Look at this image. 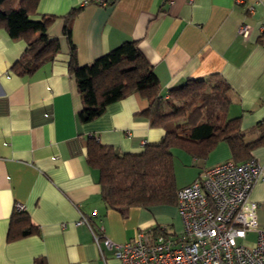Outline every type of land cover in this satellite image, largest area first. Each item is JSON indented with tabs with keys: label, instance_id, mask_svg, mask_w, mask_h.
<instances>
[{
	"label": "crops",
	"instance_id": "crops-1",
	"mask_svg": "<svg viewBox=\"0 0 264 264\" xmlns=\"http://www.w3.org/2000/svg\"><path fill=\"white\" fill-rule=\"evenodd\" d=\"M72 10L68 24L79 65L135 40L162 96L186 79L218 76L231 88L228 116L239 117L249 139L264 130L258 125L264 121V0H38L31 16H53L47 27L49 37L59 41L53 59L29 75L15 74L11 66L26 41L0 27V264H121L114 249L105 247L106 237L122 243L159 225L181 230L175 206L131 207L123 215L102 200L99 171L86 160V137L95 134L103 144L134 153L145 142L158 141L163 130L139 114L147 101L137 92L109 104L88 123L79 120L81 97L68 71L70 50L63 33ZM241 24L248 25L246 36L238 32ZM252 157L263 170L249 199L260 204L257 221L264 228V145ZM227 159L224 141L204 159L181 154L180 165L191 173H177L174 162L177 186ZM191 161L199 166L190 168ZM18 203L37 232L9 240V220ZM82 215L88 224H76ZM254 239L250 230L244 240Z\"/></svg>",
	"mask_w": 264,
	"mask_h": 264
},
{
	"label": "trees",
	"instance_id": "trees-1",
	"mask_svg": "<svg viewBox=\"0 0 264 264\" xmlns=\"http://www.w3.org/2000/svg\"><path fill=\"white\" fill-rule=\"evenodd\" d=\"M37 3L38 0H0V27L11 38L26 41L24 51L11 66L17 75L33 73L59 51L58 39L47 34L53 16H31ZM76 10L65 16L63 33L70 50L68 71L74 76L81 97L79 120L88 123L102 115L109 104L137 92L147 101V107L139 114L151 126L163 130L158 141L145 142L142 150L134 153L103 144L95 134L86 137V160L99 171L101 197L107 208L124 215L131 207H176V192L182 187L177 186L175 179L176 148L204 159L218 142L224 141L230 159L239 163L253 158L252 151L264 145V130L261 136L249 139L250 131L240 128L239 117L228 116L231 88L223 78H189L170 89L167 97L162 96L160 82L135 40H126L92 62L79 65L68 24ZM263 124L264 121L258 123L262 128ZM164 228L166 233H173L170 226ZM36 232L25 210L17 209L11 214L9 240Z\"/></svg>",
	"mask_w": 264,
	"mask_h": 264
},
{
	"label": "built area",
	"instance_id": "built-area-1",
	"mask_svg": "<svg viewBox=\"0 0 264 264\" xmlns=\"http://www.w3.org/2000/svg\"><path fill=\"white\" fill-rule=\"evenodd\" d=\"M238 32L246 36L248 25L241 24ZM262 170L254 158L218 162L177 190L179 232L166 233L160 225L122 243L106 237L104 245L114 249L121 264H264V228L257 221L260 204L249 199ZM16 208L24 210L20 203ZM81 222L88 224L87 216L76 224ZM250 230L255 239L248 244L244 239ZM92 233L101 249L98 234Z\"/></svg>",
	"mask_w": 264,
	"mask_h": 264
},
{
	"label": "rangeland",
	"instance_id": "rangeland-1",
	"mask_svg": "<svg viewBox=\"0 0 264 264\" xmlns=\"http://www.w3.org/2000/svg\"><path fill=\"white\" fill-rule=\"evenodd\" d=\"M173 153H174V162H175L176 167H177V169H176L177 173H178L179 169L183 170L182 173H186L185 177H188L190 175L191 171L188 172V168H185V167L180 165V164H182L181 154H185L184 151L176 148L173 150ZM192 163H193L192 161L187 163L190 168L199 166L198 164L193 165ZM178 165H180V167ZM178 182H180V179H178ZM173 207H174V205H173Z\"/></svg>",
	"mask_w": 264,
	"mask_h": 264
}]
</instances>
